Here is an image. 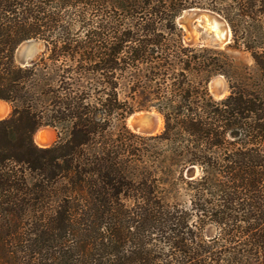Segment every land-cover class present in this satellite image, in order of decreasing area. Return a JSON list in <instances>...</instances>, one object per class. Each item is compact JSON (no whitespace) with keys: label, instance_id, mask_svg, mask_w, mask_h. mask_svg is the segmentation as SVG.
I'll use <instances>...</instances> for the list:
<instances>
[{"label":"trees","instance_id":"1","mask_svg":"<svg viewBox=\"0 0 264 264\" xmlns=\"http://www.w3.org/2000/svg\"><path fill=\"white\" fill-rule=\"evenodd\" d=\"M192 8L227 21L257 81L182 42ZM261 16L264 0H0V264H264ZM27 40L45 52L21 67ZM123 91L163 118L151 156L129 142Z\"/></svg>","mask_w":264,"mask_h":264},{"label":"water","instance_id":"2","mask_svg":"<svg viewBox=\"0 0 264 264\" xmlns=\"http://www.w3.org/2000/svg\"><path fill=\"white\" fill-rule=\"evenodd\" d=\"M201 16H206L208 20L212 19L216 23L220 24L221 27L225 30V39L222 41L216 40L211 33H208L203 29L201 24H197ZM176 23L179 28H182L183 25L189 32L194 31L198 33V36L192 38L189 41L188 45L193 46L197 43L201 47L209 46L219 48V46H222L224 44H230V28L227 22L221 16L214 12L193 8L188 9L182 12V14L177 18ZM195 24H197V26ZM19 47L20 52H22V55L19 56V63L24 66L32 65L34 63L35 57L39 54H42L45 50V46L41 42H37L34 40H27L22 43ZM209 88L211 96L214 97L216 100H222L225 97L224 92L227 91V86L226 83L221 81L218 76L215 77L212 81H210ZM0 102H5L9 105V103L4 100L0 99ZM10 113H12V110L9 113H6L5 108L0 105V120L7 119L10 116ZM151 113L152 111H139L130 114L126 120L128 128L135 134L142 136H152V127L149 125L150 119H152ZM129 119L130 125L128 124ZM40 129L42 128L37 129L34 133L33 140ZM41 137L42 135L40 136V138ZM42 139H44V137ZM197 174L198 171L196 170V168L194 166H190L186 169L185 177L187 179H193Z\"/></svg>","mask_w":264,"mask_h":264},{"label":"rangeland","instance_id":"3","mask_svg":"<svg viewBox=\"0 0 264 264\" xmlns=\"http://www.w3.org/2000/svg\"><path fill=\"white\" fill-rule=\"evenodd\" d=\"M193 9H196V8H193ZM199 10H208V9H199ZM208 11H210V10H208ZM212 12V11H211ZM215 13V12H214ZM217 14V13H216ZM219 15V14H218ZM220 16V15H219ZM203 16H201L200 17V21L199 22H202L203 21V18H202ZM222 17V16H221ZM223 18V17H222ZM261 18V22H263V24H264V16H261L260 17ZM224 19V18H223ZM225 20V19H224ZM226 21V20H225ZM227 22V21H226ZM198 23V22H197ZM228 24V23H227ZM196 26H197V24H195ZM228 26H229V28H230V44H228V45H222V46H219V48H215V47H209V46H205V47H201L199 44H195V45H193V46H191V45H188V43H189V41L192 39V38H194L195 36H198V33H196V32H192V33H188V32H186V31H184L182 28H181V31H182V42L186 45V46H190V47H198V48H206V49H209V50H211V52L212 53H215V54H212V55H210V57H212V58H215L216 57V55L217 54H221L222 56H225V57H227L228 59H230V60H232L233 61V63H234V65L235 66H237L238 68H239V73H242L241 71H242V69H249L250 70V73H251V76H252V79L254 80V82L255 81H257V78H258V71H257V68H256V66H255V63H254V61H253V58H252V56H251V54L249 53V52H247V51H245L244 50V48L242 47V45H240V44H238V45H234V33L232 32V29H231V27H230V25L228 24ZM263 27H264V25H263ZM44 52H45V50L43 51V53L42 54H39L38 56H36L35 57V60H34V63L33 64H35L36 62H38L39 61V59L43 56V54H44ZM22 55V52H20V47H18V49L16 50V52H15V55H14V59H15V62H16V64L17 65H20L21 67H25L24 65H21L20 63H19V56H21ZM32 64V65H33ZM29 66H31V65H29ZM219 77L220 78V80L221 81H224L225 83H226V86H227V91L224 93L225 94V97H227L229 94H230V86H229V82H228V80H227V78L224 76V75H222V74H215V75H213L210 79H209V81H208V84H207V89H208V92H209V94H210V96H211V93H210V88H209V83H210V81H212L215 77ZM230 76H233L232 75V73H231V75ZM234 78V77H233ZM223 79V80H222ZM198 80H199V78H198ZM121 95H122V98L123 99H125L128 103H130V105L131 106H133V112L132 113H134V112H139V111H152V112H154V113H158L153 107H151V108H139V103H138V100L137 99H135V100H131L130 98H128L127 97V93H126V91H123L122 93H121ZM212 97V96H211ZM224 97V98H225ZM214 100H216L214 97H212ZM223 98V99H224ZM216 101H220V100H216ZM11 106H10V104H9V110H8V113L12 110V108H10ZM131 113V114H132ZM11 114L12 113H10V116H11ZM159 114V113H158ZM157 114V115H158ZM130 115V114H129ZM128 115V116H129ZM9 116V117H10ZM128 116L126 117V119H125V126H126V128L128 129V131L130 132V133H132L133 135H135L136 137H138V138H143V139H138V138H132V139H130L129 140V142H130V144H132L134 147H136V148H139L141 151H147L146 152V154H148V155H152V152L155 150V148H156V143L154 142V141H147V140H145V139H147V138H150V137H154V136H157V135H159L163 130H164V121H163V118H162V116L159 114L158 116L161 118V120H162V125H161V127H160V129L158 130V132L157 133H154L152 136H142V135H138V134H135V133H133L129 128H128V126H127V124H126V120H127V118H128ZM8 117V118H9ZM40 128H47V130H48V132L49 131H53V134H54V141L51 143V145L49 146V147H51V146H53L56 142H57V140H58V132L54 129V128H52V127H50V126H43V127H40ZM39 129V128H38ZM51 129V130H50ZM34 141V140H33ZM49 147H46V148H49ZM40 148H43V147H40ZM187 168H189V167H187ZM196 170H197V168H196ZM198 171V170H197ZM185 172H186V170L184 171V176H185ZM198 175V174H197ZM196 175V176H197ZM195 176V177H196ZM186 178V177H185ZM215 234V229L213 228V227H207L206 228V237L207 238H209V237H213V235Z\"/></svg>","mask_w":264,"mask_h":264},{"label":"bare ground","instance_id":"4","mask_svg":"<svg viewBox=\"0 0 264 264\" xmlns=\"http://www.w3.org/2000/svg\"><path fill=\"white\" fill-rule=\"evenodd\" d=\"M203 21L199 22L197 24H201L203 29L205 31H207L208 33H211L216 40L218 41H222L225 39V30L224 28L221 27L220 24L216 23L214 20H208L206 16H203ZM182 28L188 32V33H192L189 32L185 26L182 25ZM223 80V79H222ZM224 82V81H223ZM226 90V89H225ZM225 93V92H224ZM225 95V94H224ZM0 105H2L5 110L6 113H8L9 110V105L5 102H0ZM152 119H150V123L149 125L151 126L152 124L154 125L153 129H152V134L157 133L158 130L160 129L161 125H162V120L161 118L157 115L154 114V112L151 113ZM156 117V119H154V117ZM130 122V119L128 121V124ZM130 125V124H129ZM51 130V129H50ZM42 135V137L40 138V136ZM44 137V139H42ZM54 141V134L53 131H49L47 130V128H42L39 130V132L37 133V135L34 137V143L39 146V147H49L51 145V143Z\"/></svg>","mask_w":264,"mask_h":264},{"label":"flooded vegetation","instance_id":"5","mask_svg":"<svg viewBox=\"0 0 264 264\" xmlns=\"http://www.w3.org/2000/svg\"><path fill=\"white\" fill-rule=\"evenodd\" d=\"M156 116H157V114L156 113H154ZM154 117V116H153ZM154 119H156V117H154ZM151 127H152V129H153V127H154V125L152 124L151 125Z\"/></svg>","mask_w":264,"mask_h":264},{"label":"crops","instance_id":"6","mask_svg":"<svg viewBox=\"0 0 264 264\" xmlns=\"http://www.w3.org/2000/svg\"><path fill=\"white\" fill-rule=\"evenodd\" d=\"M39 147V146H38Z\"/></svg>","mask_w":264,"mask_h":264}]
</instances>
